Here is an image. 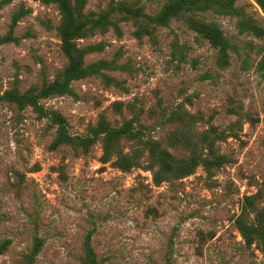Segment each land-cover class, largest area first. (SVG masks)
<instances>
[{
	"label": "rangeland",
	"instance_id": "obj_1",
	"mask_svg": "<svg viewBox=\"0 0 264 264\" xmlns=\"http://www.w3.org/2000/svg\"><path fill=\"white\" fill-rule=\"evenodd\" d=\"M168 1L0 0V264H264V0ZM70 18L114 68L50 90ZM153 141L211 163L155 179Z\"/></svg>",
	"mask_w": 264,
	"mask_h": 264
},
{
	"label": "trees",
	"instance_id": "obj_2",
	"mask_svg": "<svg viewBox=\"0 0 264 264\" xmlns=\"http://www.w3.org/2000/svg\"><path fill=\"white\" fill-rule=\"evenodd\" d=\"M61 2V4L65 7V10L68 12L69 10V0H59ZM225 0H169L168 2L165 3L164 5V11L158 15L156 17V20L159 22H163L165 20L168 19L169 15H171V10L175 9L178 10L182 7H189V6H199L197 9L199 11H203L204 10V6L206 4H211V5H218V4H222V2H224ZM206 3V4H205ZM70 20H72V18H70ZM74 20L72 21H68L65 24V27L62 29V35H63V40L66 41V51L67 53H69V59H70V64L69 67L66 69L65 73H64V78H65V82L64 83H59V82H54L51 86H50V90L54 89V87H62V88H66L67 87V82L71 81L72 79H76L88 74H98L100 73V69L104 68V67H111L114 68L109 62L106 61H99L96 62L90 66H86L84 67L82 65V59H81V53L79 51V49H76V53H71L70 52V48H69V43H70V38L72 37L74 31L76 30V25H74ZM215 26V24H213ZM213 25H210V29L206 28L207 30H204L207 37H209V40L211 42H216L219 40H223L224 38H222V31H218L215 27H213ZM212 31V32H211ZM213 33V34H212ZM69 41V42H68ZM79 52V54H77ZM101 74V73H100ZM102 76L107 80L110 81L112 80L110 77H108L106 74H102ZM113 81V80H112ZM13 97L17 100V101H23L26 99V96H22V95H18V94H13ZM180 128H175L172 132V135L174 134L175 130H178ZM103 133H106V136L109 137V139H115V137L119 136V135H123V134H129V135H133V129L131 127V125H129L128 123L124 126V127H113L109 124H105L103 131H101ZM99 132V133H101ZM183 129L179 130L177 132V135L175 133V135L177 136V139L179 141H182L185 145L189 146L191 144V140H189V137L182 135ZM171 135V136H172ZM106 137V138H107ZM65 139H70L69 136L65 135ZM190 154L185 157L182 156L180 158H176L173 155H171V153L169 151H167L166 149H163L159 142L157 141H153V143H151V153L153 156V159L158 166V171H156V177L155 179L158 178V176L160 177V175H162L161 173L163 172L165 173H173L175 175H181V174H189L191 173V170L193 169V166H195L197 163H202L203 165L210 162V159L203 157V156H197V153L195 152V150H190L189 149ZM220 158H222L221 156H217L215 157V162H219ZM117 159V166L122 168V169H128L132 166L136 165V161L135 158H131V157H127L126 155H122L119 156ZM211 163V162H210Z\"/></svg>",
	"mask_w": 264,
	"mask_h": 264
}]
</instances>
